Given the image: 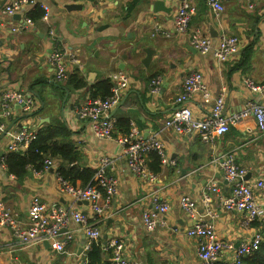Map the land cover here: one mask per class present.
Instances as JSON below:
<instances>
[{"label":"crops","instance_id":"obj_1","mask_svg":"<svg viewBox=\"0 0 264 264\" xmlns=\"http://www.w3.org/2000/svg\"><path fill=\"white\" fill-rule=\"evenodd\" d=\"M5 1L11 0H0V97L4 91H22L30 93L37 106L24 113L20 105H11L10 118L1 121L4 128H0V158L6 153L7 138L12 132L25 127L35 130L37 136L42 127L57 122L67 130L70 143L78 151L81 170H95L99 159L109 156L114 160L118 179V193L112 204L101 219H95L86 202L74 201L59 191L55 172L62 164L59 158L45 155L44 161L51 160L52 168L41 174L28 168L21 181L8 174L0 160V202L14 214L19 227H27L29 202L37 195L48 208L57 205L88 214L89 223L100 231V248L121 241L124 255L138 264H200L195 253L197 241L186 237L189 221L178 205L180 196L188 195L201 217L209 208L211 217L203 218L212 221L220 240L235 244L250 240L252 230L240 226L241 215L224 210L219 203L220 197L229 196L230 186L213 161L231 154L236 164L246 170L248 183L264 179V133L258 131L254 118L244 117L212 144L202 143L193 128L178 134L164 129V123L178 107L175 98L183 79L193 71L202 73L212 97L206 102L194 95L185 103L196 116L207 114L213 99L221 94L225 115L240 112L249 102L264 105V90L251 93L243 83L249 79L264 87V0L252 10L246 8L244 0H221L224 11L219 17L206 0H194L197 11L187 33L172 32L169 37L151 34L156 25L172 30L173 10L178 2H164L171 8L168 14H153L147 10L149 2L145 0H36L37 9L32 14L42 16L43 5L48 8L47 19H31L26 29L14 32L12 28L21 25L29 10L24 7L12 16L3 15ZM69 5L81 6V10L66 9ZM210 25L220 33L217 37L208 34ZM194 31L212 38L213 44L221 35L235 36L238 52L228 61L217 62L211 53L191 49L190 35ZM145 49L154 51L148 67L141 63ZM55 50L64 53L67 78L73 75L82 79L84 87L75 89L68 79H55L54 68L47 61ZM118 70L129 76L130 83L120 100L123 104L109 115L115 120L126 118L130 129L135 128L143 138L158 134L163 140L171 164L160 165L154 173L148 157L147 168L155 174L154 182L134 176L125 164L121 147L113 140L95 138L90 123L74 113L91 99L93 85ZM155 77L162 82L158 94L151 96L149 85ZM129 109L138 114L129 113ZM3 132L6 133L1 136ZM122 135L113 132L114 137ZM211 180L220 187L218 195L208 191ZM75 186L83 185L77 179ZM253 193L264 206V193ZM154 195L169 205V211L160 216L153 231H147L142 213L150 209ZM204 195L210 198L207 206ZM67 233L71 239L65 244V253L59 254L50 242L22 246L9 229L0 228V264H88L90 249H86L81 226L70 220L59 240H64Z\"/></svg>","mask_w":264,"mask_h":264},{"label":"built area","instance_id":"obj_2","mask_svg":"<svg viewBox=\"0 0 264 264\" xmlns=\"http://www.w3.org/2000/svg\"><path fill=\"white\" fill-rule=\"evenodd\" d=\"M163 1L178 2L177 7L173 10V28L171 31H166L156 25L151 36L161 34L164 37H169L172 32L177 35L187 33L191 19L197 11L194 0ZM261 1L263 0H244V4L248 10H252ZM206 4L216 17H219L224 11L221 0H206ZM36 6V0L5 1L1 12L3 15L12 16L23 10L24 7L29 10L28 13L35 11ZM40 8L43 10L41 18L46 20L48 8L43 5ZM31 24L32 20L26 14L21 25L12 28V31H21ZM190 44L199 53H211L213 58L220 63L228 61L238 52V40L235 36L221 35L217 43L213 44L212 38L203 36L199 31H194L190 35ZM47 61L54 68L55 79L58 82L65 81L68 76V68L65 64L64 53L58 50L52 51L47 56ZM108 78L111 82L110 95L105 98L97 97L87 100L85 104L75 109V116L90 123V129L95 138L113 140L121 147L125 164L134 176L143 181L154 182L156 176L148 170L147 160L151 153H155L161 166L171 164L165 155L164 142L158 134L143 138L135 128L130 129L126 135L113 136L115 119L109 115V112L119 104L123 92L129 86L130 78L120 70L110 74ZM161 82L160 77L151 80L149 85L151 96L158 94ZM243 83L251 93H261L264 90V87L249 79H245ZM194 95H199L206 102L212 99L209 87L199 71H193L183 79L181 90L175 98L178 107L170 119L165 121L164 129H172L178 134H183L193 128L202 143L212 144L217 138L225 135L231 126L250 115L254 118L258 131L264 133V105L249 102L240 112L225 115L224 96L221 94L213 99V104L207 114L196 116L185 104ZM14 103L20 105L24 113H30L37 106L30 93L17 90L4 91L0 97L1 121L10 118L11 105ZM0 128H4L2 122ZM35 136V130L21 127L19 131L9 134L5 151L22 153L35 139ZM213 162L218 163L225 181L230 186L229 196L220 197L219 203L224 210L236 211L241 215L240 226L252 230L251 238L249 241L238 244L220 240L212 221L203 218L204 216L211 217L209 208L207 207V213L201 217L197 213L195 201L188 195H182L178 200V205L189 221L185 235L188 238L196 239L195 253L200 264H218L221 260L224 261V264H239L243 259L258 251L264 238L262 231L264 229V206L256 201L253 193L254 191L264 193V179L248 183L245 180L246 170L236 164L231 154L223 155ZM52 166V161L46 159L43 167L34 172L41 174L47 172ZM1 167L5 168L2 160ZM114 172L113 158L103 156L99 159L91 180L84 186H73L57 174L56 179L61 193L74 201L87 202L91 217L101 219L118 193V179ZM207 188L215 195L220 192V187L214 180L210 181ZM203 201L207 206L210 201L209 196L204 195ZM150 202V209L144 210L142 213V221L147 231H153L160 223V216L169 211V205L157 195L152 196ZM27 213L28 224L23 229L18 226L14 214L0 202V228L9 229L15 242L22 246L50 242L56 253L64 254L65 244L71 239V235L67 233L64 240H59L58 237L70 220L81 226L87 240L86 249H90L100 240V231L89 223V215L78 210H68L57 205L48 208L39 196L33 195ZM105 250L110 251L109 264H138L124 255V246L121 241L110 243Z\"/></svg>","mask_w":264,"mask_h":264},{"label":"trees","instance_id":"obj_3","mask_svg":"<svg viewBox=\"0 0 264 264\" xmlns=\"http://www.w3.org/2000/svg\"><path fill=\"white\" fill-rule=\"evenodd\" d=\"M34 11H30L27 15L30 19L41 17L33 15ZM68 83L75 89H80L85 86V81L77 79L73 75H69ZM111 82L103 79L93 85V93L91 98H105L110 95ZM1 122V119H0ZM115 130L122 134H128L130 130L129 121L124 117H118L115 120ZM45 155L57 157L62 161L56 169V174L67 180L75 186V181L78 179L82 185H86L92 178L94 170L83 168L80 169L81 158L78 151L70 143L68 132L60 123L47 124L42 127L36 138L31 142L28 148L22 152H6L0 160L4 162L6 172L16 177V180L21 181L28 173V168L38 171L43 167ZM152 163H149L150 169L156 173L159 171V158L155 153L149 155ZM100 244H93L87 253L88 264H109L110 251L105 250L106 247L100 248ZM102 255H104L102 258ZM105 259V260H104ZM104 260V261H103ZM239 264H264V238L258 251L252 256L243 259Z\"/></svg>","mask_w":264,"mask_h":264},{"label":"water","instance_id":"obj_4","mask_svg":"<svg viewBox=\"0 0 264 264\" xmlns=\"http://www.w3.org/2000/svg\"><path fill=\"white\" fill-rule=\"evenodd\" d=\"M148 1L149 4L147 5V10H149L151 13L153 14H157L158 12H163L165 14L170 13L171 8H167L164 4L163 0H145ZM66 9H76V10H81V6H76V5H69L66 7ZM208 34L211 37H217L220 33L218 32V30H216L215 26L210 25L209 29H208ZM191 49H194V47L191 46ZM196 51V49H194ZM144 58L142 59L141 63L144 67H148L151 58L154 54V51L150 50V49H145L144 50ZM122 68V67H120ZM90 76V75H89ZM68 95V93H66V96ZM123 104V100L121 102H119V104L116 106L115 110L118 109L121 105ZM129 113H135L138 114V111L135 109H129L128 110ZM7 132V131H6ZM6 132H3L1 134V136L5 135ZM87 203V202H86Z\"/></svg>","mask_w":264,"mask_h":264}]
</instances>
